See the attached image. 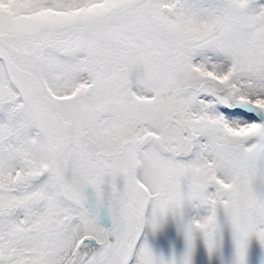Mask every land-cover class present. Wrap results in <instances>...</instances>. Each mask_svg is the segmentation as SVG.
<instances>
[{
	"label": "snow or ice",
	"instance_id": "1",
	"mask_svg": "<svg viewBox=\"0 0 264 264\" xmlns=\"http://www.w3.org/2000/svg\"><path fill=\"white\" fill-rule=\"evenodd\" d=\"M0 264H264V0H0Z\"/></svg>",
	"mask_w": 264,
	"mask_h": 264
}]
</instances>
